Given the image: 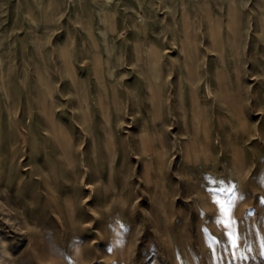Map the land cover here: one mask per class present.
Instances as JSON below:
<instances>
[{
    "label": "rangeland",
    "instance_id": "374dc122",
    "mask_svg": "<svg viewBox=\"0 0 264 264\" xmlns=\"http://www.w3.org/2000/svg\"><path fill=\"white\" fill-rule=\"evenodd\" d=\"M263 12L0 0V264H264Z\"/></svg>",
    "mask_w": 264,
    "mask_h": 264
},
{
    "label": "bare ground",
    "instance_id": "6f19581e",
    "mask_svg": "<svg viewBox=\"0 0 264 264\" xmlns=\"http://www.w3.org/2000/svg\"><path fill=\"white\" fill-rule=\"evenodd\" d=\"M228 3H227V5L228 6H231V1H227ZM222 4V3H221ZM264 13V12H263ZM219 16V15H218ZM221 16V15H220ZM161 31V30H160ZM159 31V32H160ZM96 37V36H95ZM103 37V36H102ZM222 37V36H221ZM84 38V37H83ZM83 40V39H82ZM95 40V39H94ZM134 41H136V40H134ZM115 43V42H114ZM82 45V44H81ZM109 45V44H108ZM111 45V44H110ZM86 52H87V50H86ZM190 52V51H189ZM99 54V53H98ZM125 55V54H124ZM92 58V57H91ZM115 58V57H114ZM94 60V59H93ZM131 60H132V58H131ZM137 60V59H136ZM135 61V60H134ZM132 62V61H131ZM118 63V62H117ZM90 65V64H89ZM129 65V64H128ZM167 66V65H166ZM142 67V66H141ZM176 67V66H175ZM178 67V66H177ZM92 68V67H91ZM106 68V67H105ZM169 69H167V71H168ZM172 70V69H171ZM38 70H36V72H37ZM121 71V70H120ZM119 71V72H120ZM143 71V70H142ZM141 71V72H142ZM39 72V71H38ZM178 72V71H177ZM184 72V71H183ZM39 74V73H38ZM187 74V73H186ZM205 74V73H204ZM34 77V76H33ZM114 77H116V76H114ZM38 78H39V76H38ZM37 82V81H36ZM32 84V83H31ZM41 85V84H40ZM149 85V84H148ZM37 87V86H36ZM54 87V86H53ZM32 88V87H31ZM39 89H40V87H39ZM42 90V89H41ZM39 91V90H38ZM168 92V91H167ZM210 92V91H209ZM44 93V92H43ZM195 94V93H194ZM38 95V94H37ZM97 95V94H96ZM166 97H167V95H166ZM214 97V96H213ZM54 98V97H53ZM108 98V97H107ZM95 99V98H94ZM173 101V100H172ZM107 102V101H106ZM98 103H99V101H98ZM112 103V102H111ZM194 115L195 116H198L199 115V111H198V108H200V105L198 106V103H195V105H194ZM17 110V109H16ZM151 110V109H150ZM106 113V112H105ZM203 119V118H202ZM67 196V195H66ZM72 206V205H71ZM72 211H73V209H72Z\"/></svg>",
    "mask_w": 264,
    "mask_h": 264
}]
</instances>
